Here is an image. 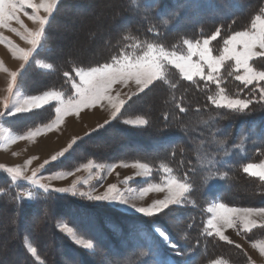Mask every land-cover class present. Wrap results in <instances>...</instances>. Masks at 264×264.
<instances>
[{
	"label": "trees",
	"instance_id": "trees-1",
	"mask_svg": "<svg viewBox=\"0 0 264 264\" xmlns=\"http://www.w3.org/2000/svg\"><path fill=\"white\" fill-rule=\"evenodd\" d=\"M118 1L121 4L111 10V23L122 24L111 32L107 42L93 50L92 55L79 49L83 42L78 44L76 51L79 50L84 57H98L96 61L85 62L63 49L59 53L58 45L63 48L67 43L60 39L65 33L59 24L60 17L65 13L70 16L89 11L79 23L81 26L90 21L89 24L93 25L94 19L89 15L98 7L96 3L101 4L104 0H58L46 26L44 46L18 73V85L24 95H38L52 89L68 94L72 89L64 72L74 75L76 67L110 62L111 57L121 51L136 50L137 44L158 43L176 49L181 48L186 39L199 40L213 35L220 28L215 41L217 45L214 44L217 48L229 34L250 28L255 16L264 12V0ZM83 28L92 30L93 26ZM104 46L108 51L101 57L98 50ZM39 60L51 67L40 68L36 63ZM252 63L253 67L264 71V61L258 58ZM225 69L228 70L226 67L221 72L225 76L221 86L228 94H239L243 98L255 87L249 85L241 91L243 85L234 76H228ZM215 92V85L206 88L203 81L193 84L184 80L178 70L170 68L162 82L133 96L117 119H111L108 125L91 136H82L66 158L52 162L43 171L74 170L89 161L105 164L145 162L151 167L155 181L162 169L171 168L172 175L184 176L192 186L190 204L182 207L180 212V219L186 227L183 242L165 223H160L176 243L179 255L187 262L180 263H203V259L216 255L218 250L222 251L223 257L230 256L231 252L238 253L233 244L206 234V207L213 201L239 207H264V181L243 171L246 164L258 161L264 153V101L259 99V90L256 89L252 93L254 103L250 109L242 114L234 113L211 104L208 96ZM148 95H153L149 107L140 108L136 103ZM156 97L161 103L159 108L153 106L152 99ZM54 106L51 104L22 113L6 122L17 133H24L51 122L55 116ZM126 116L143 117L149 123L141 127L126 125L123 122ZM121 144L129 149L122 150ZM213 176L218 179L209 184L208 180ZM0 189V237L3 240L0 243V264H91L85 251L72 244L59 230L58 223L62 221L81 231L96 246L103 247L104 255H108L114 264H156L158 260L167 264L168 252L177 253L164 244L161 246V239L149 238V241L139 236L142 232L138 230L153 227L146 219L156 218L126 215L105 202H91L73 197L71 193L49 194L29 181H12L11 175L3 168H0ZM28 192L33 193L31 198L26 195ZM125 224L127 227L123 226ZM32 248L36 249L35 254ZM164 249L167 250L163 252ZM150 251L152 255H146ZM213 252L216 253L211 254Z\"/></svg>",
	"mask_w": 264,
	"mask_h": 264
},
{
	"label": "snow or ice",
	"instance_id": "snow-or-ice-1",
	"mask_svg": "<svg viewBox=\"0 0 264 264\" xmlns=\"http://www.w3.org/2000/svg\"><path fill=\"white\" fill-rule=\"evenodd\" d=\"M58 0H0V27L8 28L12 32L17 33L22 39H25L30 47L19 48L12 41L8 40L0 34V42H6L12 51L13 55H19V59L24 61L20 65V69L25 68V64L29 62L34 53H37L39 48L44 46L46 38V26L49 24L50 17L53 16L54 10L57 8ZM31 9V12L27 11ZM41 11L44 13L41 14ZM21 13L27 16L28 19L37 24L35 30L27 29L24 21L21 19ZM15 21L25 28L21 31L19 28L12 27L11 22ZM221 29L217 28L216 32L203 39L197 40L195 43L191 40H184L186 51L178 52L169 50L162 44L146 43L137 44L135 46V54H129L127 51H121L120 54L111 57L110 62L97 64L96 66L76 67L74 75L69 72H64L63 75L71 84L72 91L66 94L62 90H46L38 95L16 96L14 98L5 97L2 101V110H0V118L15 117L17 114L30 113L34 110L44 108L46 105L55 104V120L47 124V130H52L63 123L64 117L72 113L79 115L81 110L90 109L96 105H103L107 102L111 108V118L117 119L121 113V108L126 101L120 99V93L116 92L113 95V87L115 85H127L129 82H134L137 93H142L150 87H154L156 83L162 82L170 68L178 70L180 76L193 84H198L199 81L205 83L207 88L209 85H215L216 92L208 96V100L217 108L229 110L234 113H245L250 109V105L254 103L252 95L256 89L259 90V99L264 101V71L253 67L256 58L264 61V16L257 15L251 22L250 28L244 31H235L223 40L222 50L218 55H213V49L210 47V41H216L220 35ZM226 62H232L228 65L232 71H228V76H234L235 80L239 81L244 91L249 85L255 87L249 90V94L241 98L239 94L230 95L225 87V76L221 73V69L225 68ZM51 67V65H48ZM6 70V69H5ZM11 80L8 83V92L13 93L14 85L17 81L18 72L10 73ZM135 95V94H134ZM129 100L131 97L128 98ZM183 111V109H181ZM111 121L105 120L103 124H98L95 129L86 133V136H91L93 132L99 131L108 125ZM129 125H148L147 119L126 120ZM41 129L29 131L28 137H33L39 134ZM25 136H18L16 139H25ZM83 137H74L67 147L56 152L50 157V160H45L39 166L40 169H45L52 162H58L61 158H66V154L73 149V146L82 140ZM26 163H31V160ZM2 167V166H0ZM83 167L89 170V179L81 181L79 176L72 181L68 187H53L49 183H42L37 178L39 170H33L31 175L24 174V169L21 166L7 167L6 172L11 175V180L16 181L23 179L29 181L32 185L38 186L46 193L66 194L71 193L73 197L86 198L91 202H108L116 203L128 207L146 217H153L170 209L171 206H180L187 202L188 196L192 191L190 181L184 176L172 175V169L165 167L163 169L166 174L163 183L148 184L139 192V197L143 198L150 192L165 193L163 199H155L148 206L137 207L135 203L130 201L132 196H126L125 193L117 187L115 183H109L102 192H97V185L101 184L103 175L96 179V185H92L87 191L82 190L78 185H87L91 179L93 169L105 170L111 172L116 168L115 164L105 166L93 164L89 161ZM127 167V165H124ZM133 167L142 169L147 175L151 169L145 163L136 162ZM254 169H260L255 171ZM80 169L76 168L75 172ZM243 171L250 176L259 177L264 181V161L259 164L248 163ZM73 171L58 173L50 179L62 180L66 177L73 176ZM218 177H210L208 183L211 184ZM125 183H128L126 180ZM2 191V189H0ZM131 193V189L127 190ZM29 198L33 196L32 192L26 194ZM211 213L210 218L206 221L205 232L208 236H216L222 241L229 244L233 243L228 236L224 234L225 229L241 228L244 232L259 227H264V207L254 208H235L229 207L224 203H216L208 210ZM66 231L77 245H82L85 250H92L94 244L91 240L78 238L72 228H67ZM154 231L168 243L169 247L179 254V249L165 232L159 227H154ZM239 247V245H237ZM253 247L259 248L264 254V242H258ZM35 254L36 249H31ZM146 255H152L151 251ZM156 264H165L164 260H158Z\"/></svg>",
	"mask_w": 264,
	"mask_h": 264
},
{
	"label": "rangeland",
	"instance_id": "rangeland-1",
	"mask_svg": "<svg viewBox=\"0 0 264 264\" xmlns=\"http://www.w3.org/2000/svg\"><path fill=\"white\" fill-rule=\"evenodd\" d=\"M36 2H39V0H36ZM97 4H98V7L95 8L94 11L89 15V17L94 19V21L92 22L93 25L89 24L90 21L86 22L85 24L81 26L79 23L81 22V19L84 16H86V14L89 13V11L88 12L81 11L76 14H71L70 16L67 15L66 13L65 15L64 14L61 15L59 24L65 29V33L62 36H60V39L63 41L65 40L67 43L70 42L69 43L70 45L66 43L65 44L66 47H63V48H61V45H58L59 53H61L63 49V51H65L66 53L70 52L72 54V57H75L78 59L81 58V60L85 62L86 61L93 62L95 60L94 58H96L97 60L98 58L97 55L84 57L83 55L79 53V50L76 51L75 49H77L78 44L83 42V46L79 47V49L84 54L92 55L90 53L96 51L99 47L103 46L107 42L108 36L112 34L111 32H114L115 30H117L118 27L122 24L121 22L118 24V23H115L114 21H113L114 23H111V19L113 17L111 10L114 7H117L118 5H120L121 4L120 1L104 0V2H102L101 4H99V2L96 3V5ZM89 6H91V4H89ZM27 11L31 12V9H28ZM41 14H44V13L41 11ZM261 16H264V12H263V15ZM23 18L24 17L21 15V19L25 21L26 19L24 20ZM26 18L28 19V17ZM63 18H66V19L63 20ZM28 20L30 21V19ZM11 24H12V27L14 28L20 26V24L18 23L15 24V21H12ZM30 25L31 24L29 23L27 26V24L25 23V26L27 29H30L29 28ZM85 26H88V27L93 26V28L92 30H88V29L85 30L83 28ZM21 29L25 30L24 27H21ZM0 30H2L0 31V34H2L8 40L10 41L15 40L16 42L20 43L22 38L17 33L12 32L10 29L3 28V27H0ZM5 30L9 31L11 34L6 32ZM91 38H94V39H91ZM205 38L207 37H203L199 39V41H203V39ZM23 40L25 44H28V42L25 39ZM197 40L198 39H194L191 41L195 43ZM1 43L5 44L6 42H1ZM214 44L217 45L215 41H210V47L213 49V55H218L219 52L222 50L223 44L221 46H216L217 48L214 47ZM180 47L181 48H176L177 50L176 49H169V50H176L178 52L186 51V46L183 43H182V46ZM100 49L102 51H100ZM100 49L98 50L99 51L98 53L101 52L100 56H103L102 53L104 52V50H105V52L103 53L104 55L108 51V48H105V47H102ZM136 51L137 50L133 49L132 51L129 50L127 52L129 54H135ZM91 57H92V60H91ZM37 62L38 61H36V63ZM231 63L232 62H226V65H225V68L227 67L229 71H232V69L228 67V65H230ZM223 69L224 68L221 69V72ZM17 80H18V76H17ZM18 91H21V93L24 94L22 90L19 89L18 81H16V84L14 85L13 93L10 94L9 92H7L6 96H3V97L0 96V110H2V101L4 100V98L8 97L11 99L16 96H20ZM116 92L120 93V99H123L126 101L125 105L128 103L129 97L132 98L133 96L138 94L134 82H129L127 85H119V84L115 85L113 87V95H115ZM151 96L153 95H148L146 98L138 101L136 104L139 105L140 108L149 107L148 103L151 100L150 98ZM148 97L150 98L149 101L147 99ZM152 102H153L154 108L161 107L159 98L158 99L157 97L153 98ZM99 106L104 109L96 108L93 110V108L95 107L94 106L89 111H86L84 114L82 110L79 113V115H76V116L74 115V117H72L69 120L67 118L70 115L64 117V120H63V124L65 125L64 128H61V130L59 129L57 133H53L51 135H49L51 133L50 130H46V131L44 130L43 133L39 134V135H42L41 136L42 138L40 140H38L36 136H33V137L25 136L28 133V131L24 133H17L13 129H11L8 123L6 122V120H8L9 117L0 118V166H2L0 168H3L4 170H6L7 167L21 166L24 169V174L26 175H31L33 170H39L37 173V178H39L42 183H49L53 187H68L72 183V181L76 179L77 176L81 178V181H83L84 179H89V176H90L89 170L85 169L83 165L78 167L80 169L79 172H75V169L67 170V171H73L75 174L73 176L66 177L65 179H62V180L50 179V177H53L54 175L58 173H62L66 171H58V172L51 173L48 171H43V169H40L39 166L43 164L45 160H50V157L54 155L56 152H58V149H60L69 140L70 137L80 136L81 134L86 133V131L89 130L90 128L94 127L95 125L99 124L104 119H106L107 115L105 114V111H106L105 107L108 108V111H107L108 115L111 114L112 108L107 102H104L103 105H99ZM54 109H55V106H54ZM156 111L158 112V110ZM129 117L128 116L124 117L123 122L126 120L144 119L143 117L142 118L141 117H130L129 118ZM125 124L129 125L127 123ZM132 126L141 127L144 125H132ZM72 130L74 131L77 130L75 135H72L73 133ZM20 135L25 136L26 138L16 139V137ZM194 138L195 137H193V139ZM120 147L122 150H125V151L129 149L125 144H121ZM29 160H31V163H26ZM262 161H264V153H263V156H261L258 159V161H255L252 163L259 164ZM92 163L105 165V166L115 164L116 168H114L111 172H108L105 170L93 169L91 172V179H90L89 184L78 185V187H81L82 190L87 191L92 185H96V179L99 176L103 175L104 178L101 181V184L97 185V192H102L109 183H115L117 184V187L120 188L125 193L126 196L133 197V199L130 202L135 203L137 207L148 206L153 200L163 199L165 195V193L150 192L147 195H145L143 198L139 197V192L144 187H147L148 184L163 183L164 177L166 175L163 169H162V173L160 172L159 174L156 175V179L154 181V173L151 167L145 162H139V163H145L149 166L151 171L147 175L144 173L142 169L133 167V165L136 162H119V163H110V164H105L102 162H92ZM124 165H127V167H124ZM254 170L260 171V169H254ZM255 178H259V177H255ZM19 180H23V179H19ZM126 180L128 181V183H125ZM128 189L132 190L131 193L127 191ZM188 201H190L189 196H188V200L186 203L180 206H171L170 209L165 210L164 213L153 216V218H156L157 223L154 222L156 221L154 219H149V220L146 219L147 221L151 223L153 227L146 229V230H142V229L138 230L139 232H142L144 234L143 235L142 233H140L139 236L145 239L148 238L149 241L150 239L152 240L156 238L161 239V242H162L161 246H163L164 244L167 248L174 251L171 247H169L168 243H166L165 240L162 239L154 231V227H159L162 231H164L166 236L170 238L171 243L176 245V243L172 241L173 240L172 237L166 232V230L163 227L160 226L161 222L165 223L168 226V228L176 235L177 239L183 242L182 238H186V235L184 234L186 227L183 225L184 221L182 222L180 219V212L182 210L181 209L182 207H185V205L187 206L188 204H190ZM105 203L118 209L119 212L126 213V215L130 214V215H136L142 218H151V217L143 216L135 211L130 210L128 207L120 205V204L108 203V202H105ZM216 203L226 204L225 202H218V201L214 202L213 201V202H210L209 205L206 207L207 210ZM226 205L229 207H235V208H246V207H239V206H231L228 204ZM210 216H211V213L208 212V217L206 218V221L208 218H210ZM0 221H2L1 216H0ZM153 222L156 225L153 224ZM127 225L125 224L123 226L127 227ZM66 227L72 228L78 238H82L85 240H89V239L85 238L81 231L67 225L65 222L62 221L58 223L59 230L70 239L72 244H74L76 247H79L80 249L85 251L86 256L91 264H114L113 261L109 260L108 255H104V251H103L104 248L103 247L100 248L98 245L97 247L94 241H92L94 244V248L92 250H85L82 245H77L74 242V240L71 238L70 234L67 233ZM224 234L228 236L230 240L233 241V243L231 244H233V246L239 250L238 253L231 252L230 256L223 257L220 254L222 253V251L218 250L217 253L216 252L211 253V254L216 253V255H210V257H206V259L202 260L203 263H199V264H264V254L260 252L259 248L253 247L255 243L264 242V227L258 226L257 228L251 230L250 232H244L241 228L225 229ZM2 241L3 240L0 237V243ZM122 242L123 241H120L119 244H121ZM221 242H226V241L221 240ZM237 245H239V247H237ZM0 247H1V244H0ZM123 248L126 252L127 251L126 247L123 246ZM166 250L167 249H164L163 252H165ZM170 252H168L169 254L166 257L167 264H179L182 261L184 263H187L184 259V256L179 255L177 253L174 254ZM126 254H128V252H126ZM114 257L116 256L114 255ZM120 257L121 256L117 258H120Z\"/></svg>",
	"mask_w": 264,
	"mask_h": 264
},
{
	"label": "crops",
	"instance_id": "crops-1",
	"mask_svg": "<svg viewBox=\"0 0 264 264\" xmlns=\"http://www.w3.org/2000/svg\"><path fill=\"white\" fill-rule=\"evenodd\" d=\"M24 18V25H25V23L27 24V26H28V24L30 23L31 25L29 26V28L31 29V30H35L36 28H37V24L36 23H34L33 21H29L26 17L27 16H24L23 14H21ZM43 15V14H42ZM15 24H16V22H15ZM17 26H18V24H17ZM21 25L19 26V27H15V28H19L21 31H25L24 29H21ZM0 31H2V30H0ZM6 31V30H5ZM6 32H8L9 34H11L9 31H6ZM11 37V36H10ZM21 39V38H20ZM12 41V40H11ZM12 43L13 44H15L16 46H18L19 48H28V47H30V45L29 44H25V42H24V40L23 39H21V41H20V43H18V42H16L15 40H13L12 41ZM22 63H24V61H22L21 59H19V55L17 54L16 56H14L13 55V53H12V51L10 50V48H9V46H8V44L7 43H1L0 42V96L1 97H3V96H6L7 95V92H8V83L10 82V80H11V76H10V73L11 72H13V71H17L18 73H19V71L21 70L20 69V65L22 64ZM37 65L40 67V68H42V69H49L50 67H48V65H50V64H48V63H46V62H44V61H41V60H39L38 62H37ZM6 69V70H5ZM20 89V88H19ZM18 93H19V95L22 97V96H25L24 94H22L21 93V91H18ZM54 104V103H53ZM55 105V104H54ZM47 106V105H46ZM96 108H100V109H104V108H102V107H100L99 105H97V106H95L94 108H93V110L94 109H96ZM106 108V111H105V114L107 115V117H106V119H104L102 122H100L99 124H103L104 123V121L105 120H111L112 118H111V114L110 115H108V113H107V111H108V108L107 107H105ZM91 109V108H90ZM90 109H83V114L86 112V111H89ZM22 114V113H21ZM17 115H19V114H17ZM73 115V116H72ZM74 115L76 116V114L75 113H73V114H70V116L67 118L68 120L69 119H71L72 117H74ZM66 117V116H65ZM11 117H9V119H10ZM56 118V117H55ZM55 118L51 121V122H49V123H52L54 120H55ZM48 123V124H49ZM47 124H45V125H41V126H38V127H36V128H34V129H30V130H28V132L29 131H36V129L37 128H39V129H41V131L39 132V134H41V133H43L44 132V130L46 131L47 129H46V126ZM98 125V124H97ZM97 125H95L94 127H92V128H90L89 130H87L86 131V133H88V132H90V130H92V129H95L96 127H97ZM10 127V126H9ZM8 127V128H9ZM65 127V125L62 123V124H60V125H58L56 128H54V129H52V130H50L51 131V133L49 134V135H51V134H53V133H57L58 131H59V129L61 130V128H64ZM11 128V127H10ZM49 133V132H48ZM86 133H83V134H81L80 136H74V137H82V136H84ZM39 134H37L36 135V137H37V139L38 140H40L42 137V135H39ZM18 135V134H17ZM20 136H22V135H20ZM25 136H27V134L25 135ZM74 137H70L69 138V140L60 148V149H58V151H60L61 149H63V148H65V147H67L68 146V144L72 141V139L74 138Z\"/></svg>",
	"mask_w": 264,
	"mask_h": 264
},
{
	"label": "bare ground",
	"instance_id": "bare-ground-1",
	"mask_svg": "<svg viewBox=\"0 0 264 264\" xmlns=\"http://www.w3.org/2000/svg\"><path fill=\"white\" fill-rule=\"evenodd\" d=\"M104 47H105V46H104ZM75 50H76V49H75ZM106 50H107V49H106ZM100 51H102V50L100 49ZM98 52H99V51H98ZM104 52H105V50H104ZM104 52H103V53H104ZM103 53H102V55L104 56ZM99 54H101V52H100ZM105 54H106V53H105ZM94 57H95V56H94ZM101 57H102V56H101ZM80 59H81V58H80ZM94 59L96 60V58H94ZM97 59H98V58H97ZM87 60H89V59H87ZM91 60H92V57H91ZM95 60H94V61H95ZM87 62H89V61H87ZM54 130H55V129H54ZM77 130H78V129H77ZM77 130H75V131L72 130V131H73L72 135H75V133H76ZM31 150H32V149H31Z\"/></svg>",
	"mask_w": 264,
	"mask_h": 264
}]
</instances>
